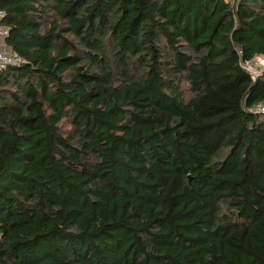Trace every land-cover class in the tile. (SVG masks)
<instances>
[{
	"label": "trees",
	"instance_id": "1",
	"mask_svg": "<svg viewBox=\"0 0 264 264\" xmlns=\"http://www.w3.org/2000/svg\"><path fill=\"white\" fill-rule=\"evenodd\" d=\"M0 10V264H264V0Z\"/></svg>",
	"mask_w": 264,
	"mask_h": 264
},
{
	"label": "built area",
	"instance_id": "2",
	"mask_svg": "<svg viewBox=\"0 0 264 264\" xmlns=\"http://www.w3.org/2000/svg\"><path fill=\"white\" fill-rule=\"evenodd\" d=\"M2 16H4V11L0 10V18ZM250 61L242 62V65L246 68V64H249ZM22 62L23 58L14 51L0 48V69H6L10 65L21 64ZM252 77L255 78L256 75L252 74ZM254 109L259 112H264V102L258 103Z\"/></svg>",
	"mask_w": 264,
	"mask_h": 264
},
{
	"label": "rangeland",
	"instance_id": "3",
	"mask_svg": "<svg viewBox=\"0 0 264 264\" xmlns=\"http://www.w3.org/2000/svg\"><path fill=\"white\" fill-rule=\"evenodd\" d=\"M246 68L251 72V74H261L264 71V55L255 56L249 62V64H246ZM179 81L180 82H178V90L180 91L182 97L185 99L190 98L192 95V90L189 82L184 78H181V80Z\"/></svg>",
	"mask_w": 264,
	"mask_h": 264
},
{
	"label": "crops",
	"instance_id": "4",
	"mask_svg": "<svg viewBox=\"0 0 264 264\" xmlns=\"http://www.w3.org/2000/svg\"><path fill=\"white\" fill-rule=\"evenodd\" d=\"M7 30L3 25H0V48L13 51L10 47H8L5 43Z\"/></svg>",
	"mask_w": 264,
	"mask_h": 264
}]
</instances>
